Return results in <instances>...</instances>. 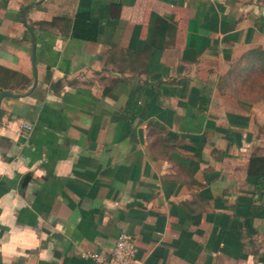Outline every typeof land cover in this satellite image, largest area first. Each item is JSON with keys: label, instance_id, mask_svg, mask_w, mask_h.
Here are the masks:
<instances>
[{"label": "crops", "instance_id": "0c3cea01", "mask_svg": "<svg viewBox=\"0 0 264 264\" xmlns=\"http://www.w3.org/2000/svg\"><path fill=\"white\" fill-rule=\"evenodd\" d=\"M254 48L264 0H0V264H264Z\"/></svg>", "mask_w": 264, "mask_h": 264}, {"label": "trees", "instance_id": "16d2710c", "mask_svg": "<svg viewBox=\"0 0 264 264\" xmlns=\"http://www.w3.org/2000/svg\"><path fill=\"white\" fill-rule=\"evenodd\" d=\"M77 28L78 20H75V31L73 33L76 32ZM234 82L237 85L238 92L242 93H239L240 96L243 98L252 99L260 89L264 88V50L254 48L243 55L236 65ZM18 87L20 91L27 89V85ZM0 88L13 90V87H4L2 85H0ZM20 91L16 90V92ZM254 193L257 194L258 199L264 194V170H260L257 174Z\"/></svg>", "mask_w": 264, "mask_h": 264}, {"label": "built area", "instance_id": "2783aa9c", "mask_svg": "<svg viewBox=\"0 0 264 264\" xmlns=\"http://www.w3.org/2000/svg\"><path fill=\"white\" fill-rule=\"evenodd\" d=\"M81 256L90 258L95 264H145L144 261L137 260L133 239L126 233L117 236L108 254L86 252Z\"/></svg>", "mask_w": 264, "mask_h": 264}, {"label": "water", "instance_id": "95a60500", "mask_svg": "<svg viewBox=\"0 0 264 264\" xmlns=\"http://www.w3.org/2000/svg\"><path fill=\"white\" fill-rule=\"evenodd\" d=\"M25 10L26 7H23L22 9V20L23 23L27 26V29L29 31L30 39H31V63L33 66V83H32V88L36 85L37 83V69H36V47H35V38H34V33L32 28L27 24L26 17H25ZM5 96H12V97H17L19 96L18 94L11 93L10 91L3 90L0 92V102L1 99Z\"/></svg>", "mask_w": 264, "mask_h": 264}, {"label": "rangeland", "instance_id": "374dc122", "mask_svg": "<svg viewBox=\"0 0 264 264\" xmlns=\"http://www.w3.org/2000/svg\"><path fill=\"white\" fill-rule=\"evenodd\" d=\"M261 96H263V97H264V94H262Z\"/></svg>", "mask_w": 264, "mask_h": 264}]
</instances>
